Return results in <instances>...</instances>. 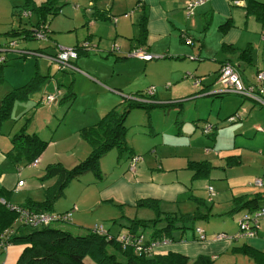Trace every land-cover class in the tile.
<instances>
[{
  "label": "rangeland",
  "instance_id": "obj_1",
  "mask_svg": "<svg viewBox=\"0 0 264 264\" xmlns=\"http://www.w3.org/2000/svg\"><path fill=\"white\" fill-rule=\"evenodd\" d=\"M8 1L15 7L9 8ZM34 1L38 5L45 0ZM136 1L56 0V6L60 7L59 13L46 17L48 28L46 36L50 39L20 40L17 44L18 50H41L44 54L38 56L33 52H27L29 54L27 60H22L15 59L19 54H8L5 52L7 50L0 49V59L8 56L6 66L3 68V82L0 83L1 99L9 92L11 86L29 81L36 67L39 74L50 76L61 83L66 82L68 86L69 80L73 78L71 73L75 72L71 70H68V74L59 72L57 66L50 63L46 55H53L60 49L72 50L76 45L83 46L85 43L90 45L89 57L80 55L73 60L79 66L83 65L82 73L87 79L78 77L73 83L76 99L66 115L65 126H62L55 135L59 142L56 146H49L48 143L44 152L51 163L48 164L46 161L38 167L21 166L17 172L24 186L20 191L11 193L9 201L17 205L27 200L43 202L44 190L55 183L54 179L42 180L46 166L60 164L64 169L70 170L91 152L90 145L81 138L77 130L95 124L103 116H100L103 109L105 113L114 106L115 100L129 98L130 93L146 91L152 86L160 102L183 103V112L177 114L176 106L169 111L166 108L153 109L150 115L140 109L130 110L124 123V142L130 153L126 150L119 153L113 148L99 159L100 177L88 171L79 178L70 180L63 188L62 196L52 205L51 213L57 214L71 209V220L66 223H54L52 228H60L74 236H83L95 229H102L117 236L122 232L120 224L123 220L147 221L154 217L153 211L137 206V202L143 198L141 195L131 191L133 195L128 196L129 191L118 184L121 179H129L135 172L143 174L151 170L152 175H155L157 169L161 168L163 171L182 169L183 175L180 178L189 182V174H184V168L190 167L193 163L207 161L206 163L213 168L209 177L195 180L193 191L179 196L177 202L173 204L178 205L176 208L182 214L193 213L200 202L197 199H186L189 194H193L205 204L200 205L199 212L209 215V219L197 222L195 228L199 227L207 236L217 233L220 235V232L230 234L237 231L239 221L244 216L243 212L230 214L238 199L245 198L241 195L264 192V187L254 186L255 177L261 179L264 185V106L236 94L223 93L220 97L214 96L215 92L227 91L223 84L221 85L225 89L223 87L221 90L219 86V74L212 73L196 78L199 83L195 85L192 74L194 68L190 70L189 67L196 68L202 63L192 62L190 58L186 59V63H191L186 69L182 60H152L144 63L128 57V51L135 46L134 38L138 35L139 16L135 13ZM262 2L264 3V0ZM22 3V0H0V44L8 40H18L3 36L8 30H16L18 26L29 29L36 23L35 15H24ZM95 10L104 11L117 21L124 20L126 24L124 33H118L116 24L110 19L97 17L91 19L90 14ZM235 13L238 14L241 27L247 21L246 32L239 47L247 46L246 49L252 53L250 62L253 65L250 67L244 65L243 68H247L246 76L252 82L251 85H255V66L264 69V37L261 36L264 35V25L261 27L257 24L254 17L245 19L242 11L235 10ZM86 19L89 20L88 24ZM211 36L216 37L213 32L209 36V42L212 40ZM207 48L210 59L222 60L226 57L216 42L209 44ZM114 49L118 52L110 54ZM119 57L127 60L116 62V58ZM228 58L234 63L237 56L230 55ZM173 74H180L181 78L177 79L179 76ZM185 74H190L191 77H185ZM103 82H106V86L103 85L105 88L102 87ZM115 89L122 91L118 93ZM54 90L55 83L50 81L35 95L40 97L44 92L52 94ZM200 90L202 92L198 94ZM234 101L238 103L236 107ZM23 103L28 104V107L31 105L30 101ZM233 108L234 111L237 108L238 110L232 116L238 114L240 121L229 124L230 122L224 120L228 118H225L226 115L234 112H231ZM16 112L17 115L11 117V124L15 122L20 127L26 125L30 118L28 124L33 122L34 112L30 115L31 110L20 107ZM80 122L84 125H78ZM242 124L246 127L244 132L249 134L245 138L240 135L235 137L236 130ZM211 125L218 126L217 130L214 128L216 131L214 137H211L213 130ZM206 126L211 127L210 136L202 132ZM252 126H259V130ZM33 128L29 129L31 134ZM75 128L77 129L73 131ZM49 135L47 140L50 139ZM234 139H238V144L234 145ZM231 154L241 155L239 164L243 165L245 170L235 168L231 173L228 172L231 165L227 164L233 160L228 157ZM132 156L133 159L130 160ZM7 165L15 171L10 162ZM129 165L134 171H129ZM226 169V172L223 171ZM162 179L170 180L169 177ZM159 204L162 211L171 208L164 200L159 201ZM258 221L260 222L258 229H264V216ZM185 233L191 236L195 234V229L185 230ZM13 255L14 253L4 258L0 250V264H12ZM226 260L237 264L244 263V258L238 254L229 256ZM85 264L94 263L86 258Z\"/></svg>",
  "mask_w": 264,
  "mask_h": 264
},
{
  "label": "trees",
  "instance_id": "obj_2",
  "mask_svg": "<svg viewBox=\"0 0 264 264\" xmlns=\"http://www.w3.org/2000/svg\"><path fill=\"white\" fill-rule=\"evenodd\" d=\"M54 2L55 0H45L40 5H36L34 0H24V7H22L24 13H29V16L32 14L37 15L38 21L32 29L22 28L4 33L3 36L6 38H18V40L6 41V43L1 45V49L20 52L15 59L22 60H27L29 56L27 52H33L34 55L38 56L39 54H44L41 50H18L17 44L20 43V40H35L36 34H42L43 38H49L46 36L48 32L46 17L58 14L60 9ZM245 8L247 12L253 13L257 20L264 19V4L254 1L246 5ZM98 16L101 17L104 15ZM109 17L108 19H110ZM227 24L225 25L227 26ZM143 34L144 32L139 34V39L142 38ZM73 49L75 52L83 51V47L80 45L75 46ZM57 54L58 52L53 55H45L48 58H56ZM110 54L113 55L114 52ZM246 61L250 63V56H248ZM6 62L5 58H2V62H0V83L3 82V68L6 66ZM69 62L73 66L74 61L71 60ZM226 64L229 63H222L219 66L217 74H219L220 69ZM57 69L61 73H68V70L74 71L68 68L59 69L57 67ZM258 73L260 72H257L256 75ZM47 79L51 80V77L47 75L39 76L37 74L25 85L10 91L1 98L0 133L2 124L11 120V112L14 104L29 101L31 96H34L37 91H41ZM150 89H152L151 94L148 93ZM153 93V87L148 88L146 91H136L129 98L123 99L122 103L111 108L95 124L80 129L78 133L90 145L91 152L83 161L79 162L70 170L64 169L60 164L46 166L42 180L54 179L55 183L44 190L45 199L43 202L39 203L27 200L20 205L11 204L8 201L7 193L0 187L1 252H4L8 246L20 245L22 250L16 264H84L86 258L90 259L94 264H216L215 260L207 256L188 259L185 256L174 253L161 254L148 250L151 244H159L165 241L172 242V234L175 230L194 228L197 222L209 219V215L200 213L198 208L192 214L177 215L162 211L158 201L141 199L137 202V206L153 211L154 217L147 221L141 219L123 220L122 224H120L122 232L117 236L102 229L99 231L98 229L92 230L83 236H74L70 232L60 228H52V225L47 227H30L17 222L20 209H26L34 213H51L53 209L52 205L62 196L63 188L70 180L79 178L88 171H92L97 177H100L99 159L111 149L114 148L119 153L124 150L130 153L124 142V123L126 115L130 110L140 109L150 115L149 113L153 109L166 108L169 111L173 106L177 107L181 104L177 102H157ZM221 94H214V96L218 97ZM47 95L55 96V103L59 102V104H64L65 110L73 102L75 93L72 90V83L68 86L57 84L54 93H43L36 102L45 105L43 101ZM261 99L264 102V94L261 95ZM32 110L35 109L32 108ZM231 117L233 116L226 118L224 121L229 122V118ZM237 120L240 121V118L237 117L229 124L236 123ZM211 127L214 129V126L211 125ZM25 128L26 125H23L20 131L11 137V149L7 153L8 158L17 167L30 166L34 161L38 160L48 146V142L41 140L35 134H28ZM231 158L234 159L235 157ZM132 159L133 156L130 160ZM236 162L239 161L236 160ZM128 168L129 171H134L130 165ZM212 169L206 162L193 163L190 167H187V170L191 172V179L194 180L207 177ZM199 201L197 203L199 208L200 205H205L201 200ZM263 208L264 193L255 194L249 199L239 198L230 214L233 215L234 213L244 211L245 215L239 221L241 222L244 217L251 219V217H254ZM68 212H72V210L70 209L63 213ZM59 223L66 222L61 221ZM146 231L148 233H145ZM237 232V234H240V225H238Z\"/></svg>",
  "mask_w": 264,
  "mask_h": 264
},
{
  "label": "crops",
  "instance_id": "obj_3",
  "mask_svg": "<svg viewBox=\"0 0 264 264\" xmlns=\"http://www.w3.org/2000/svg\"><path fill=\"white\" fill-rule=\"evenodd\" d=\"M22 1L23 3L21 7H24V0ZM193 1H197V2L202 1V2L200 3V5L194 8L193 15L188 16L186 14V9L189 3ZM254 1L264 4L262 2L263 0H245V3L242 7L232 6L228 0H140V1H136L137 8L135 9V13H138V16H139V20L137 23L138 35L136 36V38H134L136 40L134 41L135 46L131 48L128 51V53L132 50L137 49V50H140L142 53L149 54L152 57V60H162V61L182 60V64H185L186 69L188 68L187 66L191 64V63H186V59L190 58L189 60L192 62L202 63V64L197 65L196 68L195 66L189 67L190 70H193L194 68V71L192 72V74L194 75L193 77L195 80L196 78H201L204 75L208 76L209 74H212V73L217 74V71L219 70V66L222 63H229L231 66H233L237 70L243 84L246 86L251 85L252 82L249 81L248 77L246 76L247 68H243V66L245 65V67L246 66L250 67L253 65L252 62L249 63L246 61L248 56H250V59H252V53L246 49L247 46L244 48L239 47L243 34L244 32H246L245 25L247 21L245 22L244 26L241 27L238 22V14L235 13V10L237 12H240V11L244 12L245 19L253 18V17L255 18L253 13L247 12L245 8L246 5ZM34 3L36 4L35 1ZM54 3L56 4V0ZM7 6L9 8L15 7L11 1H8ZM102 14L104 16L107 15L106 16L107 18L104 16H101V17L98 16ZM109 16L110 14L104 11H100V10H95L92 12V14H90V18L92 17L91 19L93 18L96 19V17L100 19H103V18L108 19ZM35 17H36V20L38 21L37 15H35ZM254 21L257 24H259L261 27L264 25V19L263 20L256 19ZM88 22L89 20L86 19L87 24ZM124 23H125L124 20L117 21L116 30L118 33H124V29L126 28V24ZM35 24L32 25L29 29H32V27H34ZM225 24H227V26ZM19 29H22V27L18 26L16 30H19ZM25 29H28V28H25ZM10 31H13V30H8L7 32H10ZM141 32H144V34L142 38L139 39L138 36ZM213 32L216 37L211 36L212 40L211 42H209V36L212 35ZM261 36L262 38L264 37L263 34H261ZM187 39L191 40L192 42L191 45H188L186 43ZM214 42H216L218 46L220 45V48H222V51H224V55L226 57L222 58V60H219V59L216 60L214 58L210 59L208 57L209 52H208L207 47L209 46V44L214 43ZM1 45L2 44H0V49L2 48ZM86 50H88V48L87 49L83 48V51H81V53H79L78 56L85 55L89 57L90 53L89 51H86ZM5 52L8 54L20 53L14 50H8ZM230 55L237 56V59L234 61V63L232 62V60L228 58ZM4 58L6 59V61L8 60V56ZM126 60H127L126 58L119 57V58H116L115 61L120 62V61H126ZM135 60L139 62H144L138 59H135ZM152 60H150L149 62H151ZM149 62H144V63H149ZM73 66L75 68L73 72L75 73H71L72 71L70 72L73 75V78L70 79L69 81L70 83H72V90L74 92L73 83H75L77 78L78 77H81L83 79H87V78H86V75L82 73L84 72L82 68L83 65L79 66L78 63L74 61ZM240 68L243 70L241 71ZM254 69H255V76L257 72L264 73V69H262L260 66H255ZM37 74H39V70L36 67L34 71V75L32 77L36 76ZM65 74H68V73H65ZM173 75L179 76L180 74H173ZM39 76H43V75L39 74ZM185 77H191V76L190 74H185ZM180 78L181 76H179L177 79H180ZM50 81H52L53 83H56L55 86L57 84L67 86L66 82L61 83V81H58L52 78L51 80L47 79L45 81V84L50 83ZM25 84L13 85L11 86L9 92L16 88L22 87ZM219 84L222 90L224 86L221 85V83ZM103 85L106 86V82H103L102 87H104ZM149 88H152V86H150ZM115 90L118 91V93H121L122 91V90H117V89ZM223 93L225 92H220V93L215 92L213 93V95L214 94L223 95ZM131 94L132 93H130L129 96H131ZM153 94H154L155 100L157 102H160L161 100H158L155 90ZM36 96L37 95L35 94L34 96H31L29 101L31 102L32 106L30 105V107H28L29 106L28 104H24L23 102L15 103L13 106L14 108H12L13 111L11 112V117H15L17 115L16 110H19L20 107L22 109L26 108L28 110H31L30 115L34 112L33 122L29 124L27 123L28 125L26 124V128H25L26 132L28 134H31L29 129L35 126L33 128L32 134H35L41 140L48 142L49 146H56L59 140L55 139V135L57 134V132L60 130L62 126H65L66 115L70 111V109H72L76 96H74L73 102L70 104V106H67V109L65 110H64L65 105L59 104V102L41 105L40 102H36L39 100L38 99L39 97H36ZM122 102H123L122 99L115 100L114 106ZM234 102H235V107H236L238 103L236 101ZM114 106L110 107L105 113L103 112L104 111L103 109L100 116L102 115L104 116ZM32 108H34L35 110H32ZM237 110L238 108L235 111L233 108L231 112L232 111L234 112L226 115L225 118L236 114ZM182 112H183V103L177 106V114H181ZM220 122H222V120H220ZM16 124L17 123L15 122L11 124L10 121L4 122L1 126V133H0V187H2L7 193L8 201H9V197L11 193L16 192L15 189H16L17 183L19 181H22L20 175H18V172H17L18 168H20L21 166L20 167L15 166L7 156V153L11 149V142H10L11 137L14 134L18 133L22 127V126L18 127ZM80 124L81 122L78 125ZM36 125H37V128H36ZM45 125H48V126L45 127ZM82 125L84 124H81V126ZM4 126H5V130H3ZM243 126H245V124H242L241 127L239 126V128L236 130L235 137L240 135L243 138H245L249 134V132L247 133L244 132L246 127H243ZM216 127L218 128V126L214 125V128ZM252 127H255V129L259 130V126H252ZM76 129L77 128L73 129V131ZM211 133H212V135L210 134L211 137H214V134L216 133V131H214L213 129ZM48 135L50 138L49 140H47ZM236 144H238V139H234V145ZM44 152L37 160L38 161L37 167L40 166L41 163H44L46 161H47L46 163L48 164L51 163V162H48V156ZM228 157L229 158L235 157L229 163V165H231V168L228 169L229 170L228 172L231 173L233 170H235V168H238V169L243 168L242 170H245V167L239 164L241 155L239 156L237 154H231ZM236 160H238L239 162H236ZM8 162H10V164L15 168V171L12 170L11 166L9 167L7 165ZM202 162H207V161H202ZM232 164H235V165H232ZM157 170L158 171L156 172L155 175L154 174L152 175L153 170H151V172H144L143 174L142 173L138 174L137 172H135L133 175H131L129 179H125V180L121 179L118 184L120 186H123L125 190L129 191L128 196L131 194L133 195L131 191H134L135 193H138V195H141V197H143L141 199H153L158 202L159 201L162 202L164 200L167 202L166 205L171 206V208L165 212L173 213L177 215L182 214L178 210V208H176V206L178 207V205L173 204V203L177 202L176 200L179 198V196L183 194H188L193 191V183L196 181L194 179H191V172L188 171L187 168L186 169L184 168L185 170L184 174L186 173L189 174V178H190L189 182H185L183 178H180V176L183 175L182 169L180 170L169 169V170L163 171L160 168ZM223 171L226 172L227 169ZM210 173L207 175V177H201V178L207 179ZM171 175H174V176L170 178ZM163 177H169L170 180H164L162 179ZM199 179H196V180H199ZM225 179L227 178H224V180ZM255 179H259V178L255 177ZM220 180H223V179H220ZM261 183H263L262 180H261ZM23 186H24V183H23ZM261 187L263 188L264 185L262 184ZM236 188L237 187H235V189ZM21 189H19L18 191H20ZM262 193H248V194H242L241 196H245V199H249V198H252L255 194H262ZM186 199L201 200L200 198L194 197L193 194H189ZM14 205H17V204H14ZM197 208L199 209V205L196 207L195 211H197ZM66 211L68 210H64L63 212H66ZM63 212L61 211L60 213H63ZM243 213L245 215L244 211ZM195 225H194V228H187L184 230L182 229L175 230L174 233L172 234V238H173L172 242L165 241L164 243H161L157 247H155L152 250V252L161 253V254L174 253V254L185 256L188 259H194L198 256H207L215 260L216 264H237L236 262L233 263V262H230V260H226V258L229 256L233 257V255L238 254V256H242L244 258L243 264H264V229L263 228L262 230L256 229L257 230V231L255 230L256 233L251 238H240L239 234H237L238 232L233 231L230 234L226 232L219 233V234L222 233L226 235L225 240L217 241V239L215 238L216 235H218L217 233L215 235L212 234L209 236L205 234L206 235L205 241H199L197 239L196 233L195 234L193 233L191 236L185 233V230H189V229L194 230ZM259 225H260V222H259ZM196 228H199V227H196ZM21 250L22 248L17 245L8 246L3 252L4 258L6 256L10 257V254L14 253L12 257V261H13L12 264H16L19 258V255L21 253ZM15 257H17V259ZM84 264H85V260H84Z\"/></svg>",
  "mask_w": 264,
  "mask_h": 264
},
{
  "label": "built area",
  "instance_id": "obj_4",
  "mask_svg": "<svg viewBox=\"0 0 264 264\" xmlns=\"http://www.w3.org/2000/svg\"><path fill=\"white\" fill-rule=\"evenodd\" d=\"M140 1V0H137ZM230 4L234 7H242L245 3V0H228ZM202 1H193L189 3L186 9V14L188 16L193 15V10L196 6L200 5ZM26 15V13H24ZM29 16V13H27ZM110 20L116 24L117 19L110 17ZM36 39H44L42 34H36L35 35ZM186 43L188 45H191L192 42L191 40H186ZM83 48L87 49L88 45L84 44L82 46ZM113 52H118L117 49H114ZM128 57L138 59L140 61L148 62L152 60V57L149 54L142 53L140 50H132L128 53ZM77 58V52L72 50H65V49H60L58 51V54L56 58H48L50 63L55 64L59 69H72L75 70V68L70 64L71 60H74ZM0 62H2V59H0ZM256 84L255 85H244L238 72L236 69L231 66L230 64L224 65L220 71H219V76H218V81L223 84L226 87V92L225 93H231V94H236L242 97H245L247 99H250L256 103H259L264 106V102L261 99V95L264 94V73L260 72L256 75L255 77ZM195 84H198V80H194ZM149 94L152 93V89L148 91ZM55 96H49L47 95L44 99L45 104H52L55 103ZM238 115H235L231 118H229V122L234 121ZM211 131L210 126H206L203 129V134L208 135ZM30 166L36 167L37 166V161H34ZM131 169H133L131 167ZM130 169V170H131ZM23 186L22 182H18L16 189L18 190ZM254 186L261 187L262 183L260 179H255L254 181ZM211 190V188H209ZM75 210V207L73 208V211ZM264 216V208L261 209L254 217L248 218L244 217L241 222H239L240 225V238H251L255 234V230L258 229L259 226V221L258 219ZM71 220V212L68 213H63V214H53V213H34L31 211H28L26 209H20L19 210V215L17 222L18 223H23L26 226L30 227H47L51 226L54 223H59L61 221L68 222ZM99 231V230H98ZM195 233L197 235V239L199 241H205V235L201 231V229L196 228ZM216 239L218 240H223L226 239V235L220 234L216 236ZM164 243V242H162ZM161 244V243H159ZM158 243L156 244H151L149 247V251H152L155 247L159 245Z\"/></svg>",
  "mask_w": 264,
  "mask_h": 264
},
{
  "label": "bare ground",
  "instance_id": "obj_5",
  "mask_svg": "<svg viewBox=\"0 0 264 264\" xmlns=\"http://www.w3.org/2000/svg\"><path fill=\"white\" fill-rule=\"evenodd\" d=\"M161 57H162V56H161ZM37 162H38V161H37ZM19 182H22V181H19ZM22 183H23V182H22ZM17 184H18V183H17ZM16 187H17V186H16ZM22 187H23V186H22ZM22 187H21V188H22ZM21 188H19V189H21ZM19 189H18V190H19ZM18 190H17V189H15V191H18Z\"/></svg>",
  "mask_w": 264,
  "mask_h": 264
}]
</instances>
